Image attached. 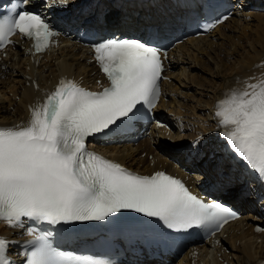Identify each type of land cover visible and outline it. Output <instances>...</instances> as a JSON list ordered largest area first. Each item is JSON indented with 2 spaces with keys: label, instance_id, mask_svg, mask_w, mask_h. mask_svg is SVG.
<instances>
[{
  "label": "snow or ice",
  "instance_id": "6c2138e0",
  "mask_svg": "<svg viewBox=\"0 0 264 264\" xmlns=\"http://www.w3.org/2000/svg\"><path fill=\"white\" fill-rule=\"evenodd\" d=\"M29 2L20 0L24 6ZM18 7L0 16V49L20 35L33 41L36 52L45 51L59 33L45 17ZM227 19L208 23L205 31ZM91 47L109 87L93 92L62 78L42 104L30 106L26 125L0 127V222L11 228L24 227L25 218L60 225L132 210L176 231L209 228L214 235L238 219L229 207L205 203L163 171L137 175L87 149V137L131 119L138 105L156 106L164 79L162 55L166 58L140 39L113 37ZM216 116L230 129L223 135L236 155L264 178V77L242 91L227 90L217 102ZM26 234L31 237L26 244L32 246L26 264H95L90 257L58 250L52 232L29 227ZM14 243L0 236V264H14L7 255Z\"/></svg>",
  "mask_w": 264,
  "mask_h": 264
},
{
  "label": "bare ground",
  "instance_id": "6f19581e",
  "mask_svg": "<svg viewBox=\"0 0 264 264\" xmlns=\"http://www.w3.org/2000/svg\"><path fill=\"white\" fill-rule=\"evenodd\" d=\"M74 1L78 5L85 0ZM93 1L89 0V4ZM129 3L125 5L127 7L111 8L108 2L107 21L135 23L134 13H146L136 11ZM233 9L231 17L212 33L199 38L189 37L169 52L166 74L171 81L162 84L167 100L162 98L155 109L156 116L169 129L152 124L149 133L146 128H141L132 136L123 137L121 143L97 144L94 148L135 170L151 172L164 168L186 179L193 191L207 196L218 197L224 189L231 197L247 195L250 191L260 194L259 186L242 188L245 174L230 170L224 149L217 141L216 133L220 128L213 116L216 101L226 87L235 85L242 91L246 84L256 83L264 77V28L259 25L264 19V0H235ZM170 10L173 13L164 18V12L156 14L154 10L149 14L157 17L153 20L167 23L164 26L175 27L173 23L179 13L173 8ZM87 57L84 48L64 45L44 55L35 65L23 49L16 47L13 52L9 51L7 57L0 59V124L13 127L11 124L26 114V104L39 94L33 82L45 87L55 83L61 74L80 77L83 82L97 78L98 73L93 74L96 67L86 61ZM253 77L255 79H250ZM143 134L146 137L137 144L127 142L129 137ZM191 143L193 145L188 147ZM144 152L145 157H141ZM149 154L151 158H148ZM236 183L238 185L233 186ZM212 185L214 188L210 190ZM254 210L264 216L263 205H256ZM250 218L232 223L225 231L226 236L220 237L224 249L230 250L228 253L224 250L223 260L219 262L215 254L207 251L204 264H224V261L227 264H254L263 259L264 234L252 232ZM22 232V228L0 227V233L10 237ZM183 262L189 264L188 256L181 257L177 264Z\"/></svg>",
  "mask_w": 264,
  "mask_h": 264
},
{
  "label": "rangeland",
  "instance_id": "374dc122",
  "mask_svg": "<svg viewBox=\"0 0 264 264\" xmlns=\"http://www.w3.org/2000/svg\"><path fill=\"white\" fill-rule=\"evenodd\" d=\"M233 2H235V0ZM252 23H257L258 24V22H254V21ZM260 24H262V26ZM259 25L261 26V28H264L263 27L264 26V19H262V20L259 21Z\"/></svg>",
  "mask_w": 264,
  "mask_h": 264
}]
</instances>
